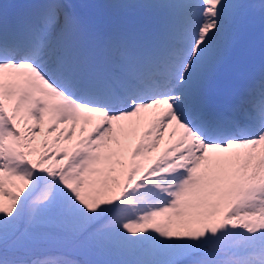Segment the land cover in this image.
Returning a JSON list of instances; mask_svg holds the SVG:
<instances>
[{
  "label": "snow or ice",
  "instance_id": "snow-or-ice-1",
  "mask_svg": "<svg viewBox=\"0 0 264 264\" xmlns=\"http://www.w3.org/2000/svg\"><path fill=\"white\" fill-rule=\"evenodd\" d=\"M0 264H264V0H0Z\"/></svg>",
  "mask_w": 264,
  "mask_h": 264
}]
</instances>
